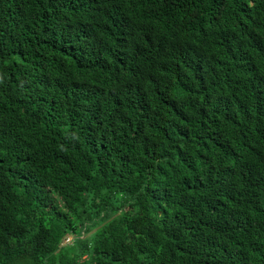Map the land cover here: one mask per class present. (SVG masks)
Instances as JSON below:
<instances>
[{"label":"trees","instance_id":"obj_1","mask_svg":"<svg viewBox=\"0 0 264 264\" xmlns=\"http://www.w3.org/2000/svg\"><path fill=\"white\" fill-rule=\"evenodd\" d=\"M0 264H264V0H0Z\"/></svg>","mask_w":264,"mask_h":264},{"label":"rangeland","instance_id":"obj_2","mask_svg":"<svg viewBox=\"0 0 264 264\" xmlns=\"http://www.w3.org/2000/svg\"><path fill=\"white\" fill-rule=\"evenodd\" d=\"M93 231H94V230H93ZM73 240H74V239H73V236H69V237L64 241L63 244H64V245H65V244H71V243L73 242Z\"/></svg>","mask_w":264,"mask_h":264}]
</instances>
